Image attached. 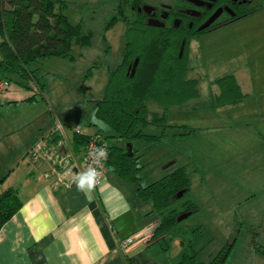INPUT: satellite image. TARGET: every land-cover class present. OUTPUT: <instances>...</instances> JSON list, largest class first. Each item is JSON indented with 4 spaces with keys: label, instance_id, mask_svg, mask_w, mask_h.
<instances>
[{
    "label": "crops",
    "instance_id": "0c3cea01",
    "mask_svg": "<svg viewBox=\"0 0 264 264\" xmlns=\"http://www.w3.org/2000/svg\"><path fill=\"white\" fill-rule=\"evenodd\" d=\"M210 32L205 33L210 36L202 42L194 37L189 46V76L199 80V95L166 113L170 124L197 128L189 135L170 137L174 148L179 149L177 142L184 149L178 156L185 160L176 164V157L174 163L176 168L187 165L190 175V168L197 173L200 166L209 167V171L218 168L220 175L233 178V186L237 179L242 180L248 187L251 218L261 226L258 223H264V7ZM216 32L220 36L212 35ZM193 52L203 60V72L196 70ZM218 67L221 71L213 72ZM226 73L236 76L245 96L238 103L215 107L213 98L220 88L214 80ZM202 78L207 79L203 83L208 84L210 92L205 104L199 101ZM35 84L42 93V101L36 98L20 103L36 89H28L33 92L28 95L11 85L4 93L7 98H1L4 104L0 107V189L17 188L23 204L0 229V264H177L187 246L172 252L171 245L164 250L158 241L150 240L158 215L151 212L150 203L139 199L137 183L105 164L102 181L91 200L77 191L74 176L82 171L77 162L81 163L83 151L74 152L73 131L63 129L58 144L52 141L50 110L55 109L50 100L44 103L45 89ZM96 109L97 103L89 114L84 111L77 116V124L90 135L99 130L111 135L112 131L106 132L95 120ZM162 110L160 106L155 111ZM88 120L96 130L86 128L84 123ZM193 141L203 143L206 156L212 155L211 162L210 158L200 160L191 150ZM108 142L125 147L126 140L112 137ZM44 151L47 155L41 156ZM55 152L60 153L65 165L72 163L70 167L56 170ZM200 180L204 181L203 174ZM127 237L134 240L123 251L120 241ZM235 241L225 264H232L235 256V264H264V252L254 245L256 242L264 250V243L253 237L250 246L239 247Z\"/></svg>",
    "mask_w": 264,
    "mask_h": 264
},
{
    "label": "trees",
    "instance_id": "16d2710c",
    "mask_svg": "<svg viewBox=\"0 0 264 264\" xmlns=\"http://www.w3.org/2000/svg\"><path fill=\"white\" fill-rule=\"evenodd\" d=\"M252 2L253 0L247 2V6L235 20L259 9V5L250 6ZM140 6L141 0H106L89 9L88 15H80L79 20L71 21L67 14V0H0V80H8L11 85L17 76L23 87L30 89V80L42 87L35 75L38 67L32 68L35 63L47 57L75 61L76 45L97 46L98 41L105 37L107 30L117 21L125 23L122 58L110 70L104 93L96 100L95 118L107 123L112 130L111 135L98 131L107 142L109 137L133 142L132 155L126 152L125 147L108 142L105 164L115 167L121 177L138 184L136 192L139 199L150 203L151 212L158 215L150 240L158 241L164 250H168L173 238L182 230L179 215L196 212L201 209V204L192 192L193 183L187 165L179 166L147 185L141 184L140 171L143 165L138 161L143 152L135 145V141L157 142L196 131L197 128L187 124H170L166 113L169 108L182 105L199 95V80L189 76V46L194 37L211 29L188 30L187 19L181 14H177L183 18L180 26H152L137 11ZM88 74H92L91 68ZM214 83L220 88V92L213 98L215 107L238 103L245 96L233 73L216 78ZM36 98V94H33L27 100ZM149 101L157 102L163 110L151 111ZM3 104L0 97V107ZM151 125L159 127L160 132L147 131ZM74 127L75 125L71 127L74 132L72 147L77 154L83 151V156L93 134L82 132L83 130L78 133ZM60 133L62 132L56 128L53 131L51 137L55 145L62 138ZM180 192L183 194L178 197ZM22 204L17 188L0 189V229ZM203 232V225L190 230L195 238L189 239L187 249L181 254L177 264H204L199 258L200 250L195 248L194 243V239ZM234 241H229L222 247L213 256L211 264H225ZM254 245L257 250L264 252L263 246L256 242Z\"/></svg>",
    "mask_w": 264,
    "mask_h": 264
},
{
    "label": "rangeland",
    "instance_id": "374dc122",
    "mask_svg": "<svg viewBox=\"0 0 264 264\" xmlns=\"http://www.w3.org/2000/svg\"><path fill=\"white\" fill-rule=\"evenodd\" d=\"M67 1L69 2L67 14L70 16L71 21H77L80 19V15H88L89 9L96 7L98 4H102L106 0ZM147 1L157 3L163 0ZM255 5L264 7V0H254L250 4V6ZM125 28V23L119 20L107 30L105 37L98 41L97 46L81 47L76 45L74 47V52L77 57L75 61H68L59 57H47L32 66L34 69L38 67L35 74L40 79L42 88L46 90H44L46 97L44 103L48 104L47 99L50 100V104L55 109L53 112L50 110V116L53 118L51 128L53 127L55 129L57 123L60 122L64 130L72 132L73 129L70 126L80 123V119H77V116H82L81 114L84 111L89 114L91 107L96 104L94 100L102 97L108 82L110 70L114 69L121 61L122 51L125 46ZM206 35L205 33L197 35V40L199 39V42L204 41L207 39L206 37L210 36L209 33V36ZM212 35L220 36V33L216 32ZM1 40L2 35L0 33ZM193 53L195 54V52ZM192 62L195 63L197 71H204L202 68L203 60L198 54L193 56ZM95 64L98 65L94 66ZM89 68L92 69L91 75L88 74ZM220 71L221 68L218 67L213 72L218 73ZM200 74L204 75L203 73ZM190 75L192 74L190 73ZM204 80L206 82L207 79L202 78V96L199 100L203 104L210 97L209 86L205 82L203 83ZM28 84L36 89L35 93L21 86L17 76L14 77L11 88L28 95L32 93L36 94L37 100L42 101V93L35 82L30 80ZM0 97L3 99L7 98L5 94H0ZM24 101H27V98L22 99L20 103ZM148 107L151 111H155L160 105L155 101H149ZM54 113H56L57 117ZM95 120L100 122L101 128L106 132L112 131L104 121L98 120L97 118ZM84 124L88 129H97L96 126L90 125V120ZM159 129V127L151 125L147 131L157 133ZM169 139L165 138L157 142L135 141V145L139 147L140 151L142 150L144 152L138 161L140 165H143L140 171V181L143 185L162 178L172 172L176 168V164L185 160V158L178 156L184 152L183 147L176 142L179 149L174 148V145L170 143ZM108 140H112V138L109 137ZM215 140L219 142V137ZM127 142H125V146ZM202 144V142L193 141L191 143V150L200 160L203 158L206 161L210 158L211 162L212 155L210 157L208 153V156H206L207 150L203 149ZM59 154L57 152L53 154L54 161L57 162L54 164L56 170L57 168L61 169L65 166L70 167L72 163L65 165L63 162L64 159L59 158ZM45 155H47L46 151L41 154V156ZM176 157H179V160L175 164L174 160ZM193 164L196 166L195 163ZM165 165L170 166L165 168ZM192 169L190 168L193 180L192 192L196 200L201 204V209L193 212L188 218L181 221L182 230L171 241L172 252H178L182 249V246H187L189 239L192 237L190 230L198 225L204 226V232L194 239V243L195 248L200 250L199 258L204 264H211L213 256L229 241L236 240L235 245L239 247L250 246L253 237L261 243H264V223L259 222L258 224L261 226H257V223L251 218L249 212V196L247 194L248 187L244 182L237 179L233 186V178L230 175H226L230 176V179L223 174L220 175L218 168L217 171L215 169L209 171V167L200 166L199 173L192 172ZM202 174L204 175L203 182L200 180ZM254 222L256 225L251 226ZM237 260L238 256H235L231 263L235 264Z\"/></svg>",
    "mask_w": 264,
    "mask_h": 264
},
{
    "label": "flooded vegetation",
    "instance_id": "af4514ba",
    "mask_svg": "<svg viewBox=\"0 0 264 264\" xmlns=\"http://www.w3.org/2000/svg\"><path fill=\"white\" fill-rule=\"evenodd\" d=\"M248 1L251 0H163L157 3L141 0V11L138 9L137 11L149 25H152L149 23L150 19L164 22V25H176V19H180V24L176 25L180 26L183 18L177 14L184 15L187 19L188 30H199L202 24L218 12L211 24L202 29L212 31L235 21L239 13L247 6Z\"/></svg>",
    "mask_w": 264,
    "mask_h": 264
},
{
    "label": "built area",
    "instance_id": "2783aa9c",
    "mask_svg": "<svg viewBox=\"0 0 264 264\" xmlns=\"http://www.w3.org/2000/svg\"><path fill=\"white\" fill-rule=\"evenodd\" d=\"M10 88V83L8 80H0V94L6 93ZM82 125L76 124L74 127V130L78 133L82 131ZM56 130L63 131V125L58 122L56 125ZM108 142L105 140V137L102 133H95L92 135L85 151L82 157L81 163L77 162V167H79L82 171L88 167L90 163V158L89 154L91 152H94L98 147H105L108 151ZM94 166L97 167L98 171L101 173L99 183H101L102 178H103V171L105 168V159L100 160L98 163H96ZM134 238L133 237H127L124 238L120 241V246L123 251H125L133 242Z\"/></svg>",
    "mask_w": 264,
    "mask_h": 264
},
{
    "label": "clouds",
    "instance_id": "9594fccd",
    "mask_svg": "<svg viewBox=\"0 0 264 264\" xmlns=\"http://www.w3.org/2000/svg\"><path fill=\"white\" fill-rule=\"evenodd\" d=\"M108 151L105 147H98L94 152L89 154L90 163L83 171L76 172L74 183L77 191L81 192L85 199L91 200L97 189L101 173L94 166L102 159H106ZM67 175V173L65 174Z\"/></svg>",
    "mask_w": 264,
    "mask_h": 264
},
{
    "label": "water",
    "instance_id": "95a60500",
    "mask_svg": "<svg viewBox=\"0 0 264 264\" xmlns=\"http://www.w3.org/2000/svg\"><path fill=\"white\" fill-rule=\"evenodd\" d=\"M145 7H147V5ZM138 10L141 11V6L138 7ZM217 15H218V12L215 13L208 21H206L204 24H202L199 27V30H202V29L206 28L207 26H209L211 24V22L216 18ZM149 23L152 24V25H157V26H163L164 25V22H161V21H158V20H155V19H150ZM175 24L176 25H179L180 24V19H176ZM182 51H183V47H182V50H181L180 54H182ZM137 62H138V58L135 61V65L137 64ZM132 73H134V69L132 70ZM125 148H126V152L129 155H132L133 154V152H134V145H133V142L132 141H128L126 143ZM182 194H183V192H180L178 194V197H180ZM191 214H192L191 211L190 212H184V213H182L181 215H179L178 221H182V220L188 218Z\"/></svg>",
    "mask_w": 264,
    "mask_h": 264
}]
</instances>
